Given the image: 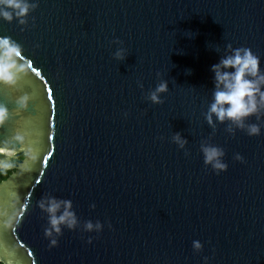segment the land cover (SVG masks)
Returning a JSON list of instances; mask_svg holds the SVG:
<instances>
[{
  "label": "water",
  "instance_id": "95a60500",
  "mask_svg": "<svg viewBox=\"0 0 264 264\" xmlns=\"http://www.w3.org/2000/svg\"><path fill=\"white\" fill-rule=\"evenodd\" d=\"M34 2L23 25L0 18L28 66L0 85L10 112L0 166L11 171L0 181V261L264 264V115L247 118L261 126L255 136L205 119L212 65L229 43L249 47L264 71V0ZM161 80L168 90L153 103ZM202 144L224 150L225 171L204 163ZM46 197L70 200L77 218L56 246L38 206Z\"/></svg>",
  "mask_w": 264,
  "mask_h": 264
},
{
  "label": "clouds",
  "instance_id": "9594fccd",
  "mask_svg": "<svg viewBox=\"0 0 264 264\" xmlns=\"http://www.w3.org/2000/svg\"><path fill=\"white\" fill-rule=\"evenodd\" d=\"M37 7L34 0H0V18L11 22L14 17L20 24H24L25 17L28 16L30 9ZM118 43H122L117 39ZM230 54L225 55L216 64L212 65L215 76L216 88L213 93V100L209 105L205 119L210 126L213 125V115L219 122L228 120L236 128L243 129L249 136L259 135L261 126L258 123H247V118L255 115L257 120L262 118L264 110V71L260 69V57L246 46L232 47ZM126 49L118 47L114 52L116 59H123ZM21 46L9 36H0V85L11 86L17 81L18 74L23 72L26 67L21 62ZM167 81L161 80L156 87L150 91L148 98L153 103L162 102L161 93L167 92ZM29 101L27 95L19 97L16 101L18 107H24ZM10 118L8 107L0 103V125H4ZM233 131V129H229ZM176 144L183 149L187 143L186 138L181 137L180 133L173 136ZM0 151L4 149L0 148ZM204 163L210 164L217 173L225 171L227 164L221 157L224 150L216 145L202 144ZM235 159L242 160V156L237 153ZM10 166V165H9ZM41 210L49 213V228L44 229V235L49 239L50 246H56L58 239L56 236L61 234V224L68 228H73L77 223L75 213L71 210L70 200H59L56 197L41 198L38 201ZM63 206V211L58 215V209ZM86 230H99L102 228L100 222L95 225L92 221L85 224ZM53 233L56 235L54 236ZM91 243V238H89ZM194 250L202 248L199 240H193ZM207 258H205L206 260Z\"/></svg>",
  "mask_w": 264,
  "mask_h": 264
},
{
  "label": "trees",
  "instance_id": "16d2710c",
  "mask_svg": "<svg viewBox=\"0 0 264 264\" xmlns=\"http://www.w3.org/2000/svg\"><path fill=\"white\" fill-rule=\"evenodd\" d=\"M10 173H11V171L0 167V181L6 179L10 175ZM0 264H4V263L0 261Z\"/></svg>",
  "mask_w": 264,
  "mask_h": 264
},
{
  "label": "flooded vegetation",
  "instance_id": "af4514ba",
  "mask_svg": "<svg viewBox=\"0 0 264 264\" xmlns=\"http://www.w3.org/2000/svg\"><path fill=\"white\" fill-rule=\"evenodd\" d=\"M22 155V156H21ZM15 156L19 157L20 159H23L25 156L22 153L15 154ZM1 167V166H0Z\"/></svg>",
  "mask_w": 264,
  "mask_h": 264
}]
</instances>
